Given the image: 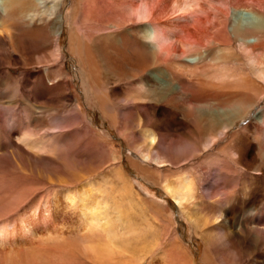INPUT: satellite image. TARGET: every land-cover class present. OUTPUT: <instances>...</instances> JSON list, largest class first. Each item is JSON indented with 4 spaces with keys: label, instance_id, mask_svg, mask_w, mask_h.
Returning <instances> with one entry per match:
<instances>
[{
    "label": "bare ground",
    "instance_id": "bare-ground-1",
    "mask_svg": "<svg viewBox=\"0 0 264 264\" xmlns=\"http://www.w3.org/2000/svg\"><path fill=\"white\" fill-rule=\"evenodd\" d=\"M97 1L90 4L89 0H75L69 50L82 66L80 74L85 79L87 92L94 94L104 114L115 125H120L118 111L123 105L120 98L124 92L123 87H129L127 97L131 104L127 108H131L134 113L132 117L139 120L137 127L142 138L139 143L134 142V147L140 151L144 161L143 165L134 161L132 164L151 178L156 174L154 170L158 171L161 176L157 180L163 191L187 215L196 233L199 234V230L204 228L206 230L210 224L215 231L216 228L219 229L217 234H213L214 230L207 232L206 249L202 258L204 263L215 264L212 254L216 241L219 239L223 242L225 239L222 245L240 247L241 257L254 255L256 261L261 259L260 264H264V199L260 204L257 199L254 200L239 214L234 212L232 215L229 209L223 208L231 203L230 191L232 186H239L238 181H244L250 175L264 181V106L257 107L259 111L255 112L254 121L262 125L261 129L255 131L257 142L246 138V131L250 130L252 123L235 133L227 142L221 141V134L228 126L250 110L253 104L264 101V14L257 11L264 5V0H222L214 14L211 15L212 11H209L205 18L196 16L194 19H186V14L200 0ZM62 3L63 0H0V53L10 49L17 50L27 43L31 47H35V44L39 46L54 39L55 54L63 58L59 37L65 23ZM241 11H246L251 20H236L233 14ZM105 13H111L112 16L104 21L103 30L106 32L98 34V39L105 46L112 45V48L109 49L111 52L98 53L96 47L91 50L88 44L75 40L74 29L81 27L77 25V19ZM17 14L23 25L9 22ZM37 22H41L37 31L31 34L24 32L23 28L32 27ZM240 56L248 67L246 75L253 77L248 82L243 78L245 75L224 65L226 60L240 59ZM213 65L217 66L215 70L210 69ZM113 77L121 82L118 87L107 85ZM57 78L59 77H54V80H58ZM69 83L60 82L56 88L62 91ZM229 84L234 87L241 84L254 87L255 99L249 103L245 96L241 97V90L227 91ZM259 87L261 88L258 89ZM156 112L161 116L162 113L171 114L172 117L181 112L186 120L180 122V125L189 129V133L197 139V144L201 145L197 150L203 148L201 152L190 157L177 154V158L161 153L158 147L162 140L152 128L155 122L160 121ZM145 118L149 119L147 123ZM172 120L167 121V124L171 125ZM125 130L128 131L126 128ZM185 133L189 136L188 132ZM241 139L243 142L247 141V147L244 145L243 150L238 147ZM110 144L115 148L114 144ZM219 153H223L225 157L221 160L222 167L229 172L211 173L214 169L213 160L218 158ZM197 156L199 158L194 159ZM115 157H119V151ZM187 162H191V169L180 166L188 165ZM169 164L176 167L179 165L181 169L169 172ZM197 164H207L210 178L214 176L216 179L221 175L220 179L225 185L216 193L212 191V187L207 188L206 195L209 199L221 203L219 212L212 210L213 216L208 213V218L206 214L193 212L198 205L190 207L197 197L196 184L201 181ZM206 173L204 176L208 178ZM121 176L125 177L124 174ZM232 181L236 182L231 183ZM262 190L264 192V186ZM90 191H82L80 196L79 213L83 233L77 238L63 235L55 237L56 250L62 251L65 248L66 253H78L95 264H141L158 244L160 234L168 230L165 223L175 225L171 214L163 212V207L153 204L149 207L146 202L139 206L149 208L156 220L161 222L160 226L147 217L143 222L135 223L130 215L120 212L119 207L115 217H111L107 213L109 202L97 197L98 191L95 192V189ZM67 196L72 199V195ZM17 198L10 197L7 208L17 206L21 202ZM214 202L211 201L212 206H215ZM23 219L20 232H16L7 219L0 223V253H4L0 264H38L44 258L43 250H37L30 244L31 240L42 236L39 226L28 224L25 217ZM47 221L44 214L43 222L46 224ZM46 242L48 239L43 240L42 244ZM178 247V258L180 256L185 262L194 264L190 250L183 244Z\"/></svg>",
    "mask_w": 264,
    "mask_h": 264
},
{
    "label": "rangeland",
    "instance_id": "rangeland-1",
    "mask_svg": "<svg viewBox=\"0 0 264 264\" xmlns=\"http://www.w3.org/2000/svg\"><path fill=\"white\" fill-rule=\"evenodd\" d=\"M95 1L97 0H89V3L93 4ZM220 2L222 0H200L193 8L194 10L188 11L186 19H194L196 16L205 18L209 11H212V13L209 12L212 15L215 8L221 6ZM75 5V0H63L62 3L61 9L65 16V23H63V30L59 37L63 58H59L55 54L54 39L39 46L35 44V47H31L27 43L17 50L10 49L0 53V223L7 219L13 229L20 232L22 231L21 223L25 217L28 224L39 226L42 236L30 241L31 247L43 250L42 258H44L38 264H95L94 261L87 260L78 253L71 251L66 253L65 248V250L59 251L56 250L57 244L54 246L55 237L63 235L77 238L80 237V233H83L79 213L80 196L82 191L91 192V189L92 191L95 189V192L98 191L97 197L109 202L110 207L107 213L111 217H115L119 207V211L130 215L135 223L143 222V219L147 217L149 220H154L155 225H161L149 208L145 207L144 209L139 206L143 202H146L149 207L152 206L151 204L163 207V212L171 214L175 225L166 221L168 230L160 234L158 244L141 264H193L185 262V259H180V256L178 258L177 247L181 244L190 250L192 259L195 261L194 264H208L204 263L202 258L206 249L207 232L215 231L212 224L206 230L205 228L199 230V234L196 233L187 215L163 191L160 181L157 180L160 178L158 176H161L157 173L158 171L154 170L156 174L151 178L148 175L145 176L132 164L134 161L143 165L144 161L140 151L134 147V142L139 143L142 138L138 128L139 120L132 117L134 116L133 110L127 108L129 107L127 105L131 104L130 98L127 97L129 87H123L124 92L120 97L121 103H123L119 108L120 112L118 111L121 127L113 124L100 108L94 94L87 92L85 79L80 74L82 66L76 62L69 50V38H71L69 35L74 23L72 12ZM257 11L263 15L264 5ZM111 16V13L101 14V16L91 14L85 17L86 19L84 17L77 19V25H81V27L74 29L76 31L74 33L75 40L88 44L91 50L96 47L98 53L111 52L109 49L112 48V45L106 44L105 46V43L98 39L99 35L106 32L103 30L105 28L104 21ZM248 16L250 15L246 11L233 14L236 20L242 22L251 20ZM9 22L14 25H23L19 14ZM40 26L41 22H37L32 27L23 29L26 34H31L37 31ZM224 65L232 71L245 75L243 78L247 82L253 78L246 75L248 67L242 56L240 59L226 60ZM216 67L213 65L210 69L215 70ZM61 74L63 75L61 76ZM56 76L59 77L58 80H54ZM63 81L70 83L68 87L66 86L64 90L60 91L56 86ZM120 84L121 82L113 77L110 84L107 85L118 87ZM124 85L128 86L125 82ZM226 90H241L243 95L241 97L245 96V100L247 99L248 101H246L249 103L255 99L254 87H246L243 84L234 87L229 84ZM263 106V100L253 104L250 110L228 126L221 134L222 143L230 140L235 133L250 123L252 126L250 130L246 131V138L248 141L251 139L257 142L255 133L261 129L262 125L254 121L255 112H258V108ZM176 115L173 118L171 114L162 113V116H158L160 121L153 125L152 128L162 140L158 150L172 158H177V154L190 157L201 152L203 148L197 150L201 146L197 144V139L189 133V129L182 128L183 126L180 125V122L186 120L184 116V118L182 117L183 114L178 112ZM169 118L173 119L171 125L167 124ZM148 120L145 118V123ZM185 131L189 136L185 135ZM130 136L132 138H129ZM242 140H240V144L238 142V147L241 150L247 144V141L243 142ZM110 143L114 144L115 148H112ZM117 151H119L118 158L115 157ZM199 156L194 159H198ZM223 159H225L223 153H219L218 158L213 160L214 169L211 170V173L229 172L222 167L221 160ZM228 162L232 165L230 159ZM187 163L186 166L182 164L180 166L191 169V162ZM169 165L168 169L166 168L169 172L173 169H181L179 165L177 167ZM197 165L199 166L198 177L201 176V181L196 184L198 187L197 197L190 207H193V204L198 205V210L197 207L191 210L198 211V214H206L205 216L208 218L209 214L213 216L212 210L219 212L221 203L209 199V196L206 195L207 188L212 187V191L216 193L220 192L225 185L220 179L221 175L216 179L214 176L212 179L210 178L207 164ZM119 170L122 173H119ZM205 172H207L208 178L204 176ZM121 174H124L125 177H122ZM125 181L128 182L125 184ZM238 182H240L239 186H232L230 191L231 203L227 208L223 207L229 209L228 211L232 215L234 212L235 214L244 212L256 199L258 204L262 203L264 199L262 190L264 181L262 179L257 180L250 175L244 181ZM67 194L72 195V199H68ZM10 197L12 199L18 197L21 202L15 207L7 208ZM211 201L215 203V206L211 205ZM46 210L49 211L46 212ZM44 214L48 218L46 224L43 222ZM216 231L213 234H217L219 229L216 228ZM46 239L48 242L42 244V241ZM224 241L225 239H223ZM223 242L219 239L216 241V247L212 254L215 264H260L261 259L256 261L254 255H245L244 257L242 255L241 257L240 247L222 245ZM0 255V258H3L4 253L1 252Z\"/></svg>",
    "mask_w": 264,
    "mask_h": 264
}]
</instances>
